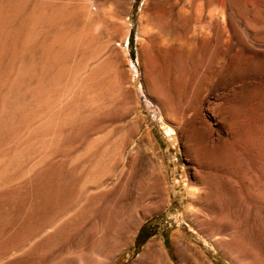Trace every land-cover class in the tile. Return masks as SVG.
<instances>
[{"label": "rangeland", "instance_id": "rangeland-1", "mask_svg": "<svg viewBox=\"0 0 264 264\" xmlns=\"http://www.w3.org/2000/svg\"><path fill=\"white\" fill-rule=\"evenodd\" d=\"M261 153L264 0H0V264H264Z\"/></svg>", "mask_w": 264, "mask_h": 264}, {"label": "bare ground", "instance_id": "bare-ground-1", "mask_svg": "<svg viewBox=\"0 0 264 264\" xmlns=\"http://www.w3.org/2000/svg\"><path fill=\"white\" fill-rule=\"evenodd\" d=\"M199 1H205V0H199ZM145 16V15H144ZM143 15L141 16V21L144 20L143 19ZM180 20V19H179ZM195 27V25H194ZM143 29L144 27L142 25H140V28L137 32V37L138 38L141 33L143 32ZM211 29V28H210ZM221 30V29H220ZM207 31V30H206ZM216 31V30H215ZM209 33V32H208ZM197 34V33H196ZM213 34V33H212ZM145 35V34H144ZM206 36V35H205ZM198 37V36H197ZM211 37V36H210ZM189 43V42H188ZM217 44V42H216ZM209 46H206L204 48L201 49V54L204 56L208 51H209ZM190 51V50H189ZM215 51V50H214ZM217 53V51H216ZM227 50H221V49H218V59H220V65L223 67V70H222V78H221V84L224 88L225 93L224 95L222 96V100H221V104H222V108L223 109H226V111H230L231 113H233L232 117V122H229L230 120V117H229V120L226 119V115L229 113L227 111V113L224 111V113H226L225 119L224 120V123L228 124V127H230L232 129V132H231V135L233 136V139L236 138V141H238L240 138H239V134L242 130L241 127V123L243 122L244 119L243 116H245L246 112L250 109V106H240L236 103V101L232 98L234 92L236 89H233V90H230L228 93V88L230 87L231 84H233L234 82H236L238 80V75L240 72L238 71H241L238 69V66H236L232 60L229 61V60H225V56L227 55ZM191 55V54H190ZM200 55V54H199ZM202 55H200L202 57ZM203 60V59H202ZM214 60V59H213ZM199 61V60H198ZM188 65V63H187ZM246 67L244 66L243 67V73L244 74H248L250 71L252 70H256V69H259L263 66V62H258V63H253V62H247L246 63ZM198 67V65H197ZM240 67V66H239ZM241 69V68H240ZM180 72V71H179ZM214 72V71H213ZM190 73V72H189ZM242 74V73H241ZM240 74V75H241ZM169 78V77H168ZM169 80V79H168ZM185 81V80H184ZM179 82V81H178ZM170 86V85H169ZM169 95V94H168ZM166 97V96H165ZM168 99V98H167ZM220 107V106H219ZM185 108V107H183ZM194 110V109H193ZM221 111V108L219 109ZM223 113V111H221ZM193 115V114H192ZM231 115V114H229ZM223 116V117H224ZM194 117V116H193ZM189 118V117H188ZM192 118V117H191ZM194 119V118H193ZM192 121V120H191ZM203 121V120H202ZM224 124V125H226ZM227 126V125H226ZM170 128L169 127H166L165 126V130L166 132L169 130ZM258 129H259V126H258ZM197 130V129H196ZM263 131V130H262ZM236 132V134H235ZM200 135H201V138H200ZM236 136V137H235ZM192 138L196 139L195 140V143L193 144L194 146V149L197 150V152H203L204 154V150H207L209 148L208 146V143L206 144L205 141H208V139L210 138V133H209V128H203L202 130H200L199 132L196 133V135H193ZM200 138V139H199ZM241 140V139H240ZM235 141V140H234ZM211 142V141H210ZM210 144V143H209ZM246 144V143H245ZM244 144V145H245ZM248 144V143H247ZM246 144V145H247ZM252 145V144H251ZM249 147V146H248ZM246 149V148H245ZM249 149V148H248ZM253 149V148H252ZM247 150V149H246ZM251 150V149H250ZM198 152V153H199ZM254 153V152H252ZM260 154V153H259ZM262 156H260L257 160V162L260 164L259 166V170H258V179L259 181L261 182H264V153H261ZM197 158V157H196ZM198 161L199 162V165H201L202 169H203V173H204V176H205V179L203 181V184L205 185V191H209L208 188L212 189V187H210L209 185L213 182V178H214V172L217 173V170H215L214 167H211L207 161H205L203 159V157H198ZM257 158V157H256ZM197 160V159H196ZM232 172V171H231ZM214 183V182H213ZM130 184H131V174L127 173L124 178H123V196L122 198H124L123 200L126 201L127 203V200L129 202V210L133 211V210H137L141 207L142 205V201H141V198H142V195L140 196H134L133 195V192L131 191L130 189ZM209 186V187H208ZM212 186V184H211ZM155 187V186H154ZM142 189V188H141ZM212 191V190H210ZM213 196V195H212ZM211 201H213L214 199H210ZM214 203V202H213ZM217 203V202H216ZM215 203V204H216ZM128 204V203H127ZM193 210V209H192ZM174 242H175V245L178 249V251H180L181 254H184L185 257L187 256L189 258L190 253L188 251V245L186 243V241L184 240V238L180 235V234H176L174 236ZM158 242L156 240H152V241H149L145 247V252L154 256V250L156 249V247L158 246ZM84 264V263H83Z\"/></svg>", "mask_w": 264, "mask_h": 264}, {"label": "trees", "instance_id": "trees-1", "mask_svg": "<svg viewBox=\"0 0 264 264\" xmlns=\"http://www.w3.org/2000/svg\"><path fill=\"white\" fill-rule=\"evenodd\" d=\"M133 42V34H132V31H131V34H130V43Z\"/></svg>", "mask_w": 264, "mask_h": 264}]
</instances>
